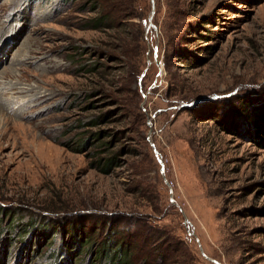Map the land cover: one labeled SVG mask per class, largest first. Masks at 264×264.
<instances>
[{
	"label": "rangeland",
	"instance_id": "1",
	"mask_svg": "<svg viewBox=\"0 0 264 264\" xmlns=\"http://www.w3.org/2000/svg\"><path fill=\"white\" fill-rule=\"evenodd\" d=\"M94 13L0 0V264H107L119 231L145 264H264V0H135L138 42Z\"/></svg>",
	"mask_w": 264,
	"mask_h": 264
},
{
	"label": "trees",
	"instance_id": "2",
	"mask_svg": "<svg viewBox=\"0 0 264 264\" xmlns=\"http://www.w3.org/2000/svg\"><path fill=\"white\" fill-rule=\"evenodd\" d=\"M90 10L95 13L92 17L86 19L84 27L85 29L99 32L110 30L117 32L119 31V29H125L126 24H129V27L134 30L133 35H135V40L138 42V34L140 33L138 31L139 29H141V24L137 25L135 22H133L134 18L136 17L135 0H90ZM130 41L129 39L123 40L118 38L116 48L119 51L118 53L124 56L126 62L123 63L126 64L127 68L131 69V63L136 55L135 48L138 47V45L136 43H130ZM97 136H99V134H97ZM115 159L116 157H111L109 159V162L102 165L101 170L103 172H108L109 166L114 163ZM0 210V214H2L4 209L0 207ZM55 224H57V222ZM71 227L72 225H70V227L66 226V229L64 230L70 231ZM55 230H57V227L51 229V231H53L51 237L56 233H54ZM138 231L139 230H136L134 231V233ZM123 232L125 231L113 233L115 241L111 240L107 242L106 245L100 250L101 259L107 264H136V262L142 261V263L145 264L147 262L146 256L140 257V252L142 251L140 244L142 239L140 240L139 238L141 237H135V243L132 242L129 244L128 240L132 234L126 232V234H124ZM72 236L73 234L71 235V237ZM83 236L84 239H82V237L77 239V245L80 242H82L83 244L81 248L87 246L85 244L89 239L88 234L83 233ZM42 239L43 240H39L36 245L43 243L44 238ZM168 247L161 248L160 250L159 248L153 249L154 257L160 259L162 263L163 261H166L165 259L169 255ZM74 249H76V247H74ZM75 256L78 257L79 255L77 254Z\"/></svg>",
	"mask_w": 264,
	"mask_h": 264
},
{
	"label": "water",
	"instance_id": "3",
	"mask_svg": "<svg viewBox=\"0 0 264 264\" xmlns=\"http://www.w3.org/2000/svg\"><path fill=\"white\" fill-rule=\"evenodd\" d=\"M151 14H153V11L151 12ZM216 264H219V263H217V262H215Z\"/></svg>",
	"mask_w": 264,
	"mask_h": 264
}]
</instances>
